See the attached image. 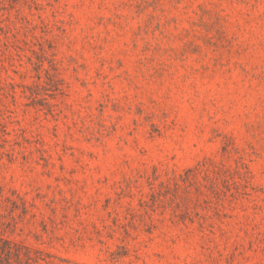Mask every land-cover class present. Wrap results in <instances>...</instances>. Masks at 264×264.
<instances>
[{"label":"rangeland","instance_id":"374dc122","mask_svg":"<svg viewBox=\"0 0 264 264\" xmlns=\"http://www.w3.org/2000/svg\"><path fill=\"white\" fill-rule=\"evenodd\" d=\"M0 264H264V0H0Z\"/></svg>","mask_w":264,"mask_h":264}]
</instances>
